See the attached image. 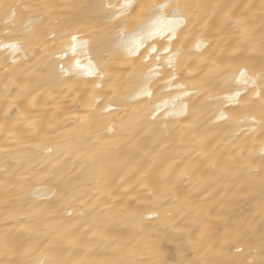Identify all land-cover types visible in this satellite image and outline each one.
I'll list each match as a JSON object with an SVG mask.
<instances>
[{
    "label": "bare ground",
    "instance_id": "6f19581e",
    "mask_svg": "<svg viewBox=\"0 0 264 264\" xmlns=\"http://www.w3.org/2000/svg\"><path fill=\"white\" fill-rule=\"evenodd\" d=\"M262 72L264 0H0V264H261Z\"/></svg>",
    "mask_w": 264,
    "mask_h": 264
},
{
    "label": "snow or ice",
    "instance_id": "6c2138e0",
    "mask_svg": "<svg viewBox=\"0 0 264 264\" xmlns=\"http://www.w3.org/2000/svg\"><path fill=\"white\" fill-rule=\"evenodd\" d=\"M131 7H132L131 3H130V2H127V3H125V4L122 6V11H123V12H127ZM167 7H169L167 4H165V5H155V4H153V5H150V6H149V11H155V10L158 9V8H167ZM171 7H172V12H171L170 14L173 15V16H177V17H179V18L175 21V23H176L177 26H178L179 24H182V23L184 22V18H183L182 14H181V11H180L181 8H182L183 6H182L181 4H179V3H177V4H175V5H172ZM144 30H145V27L142 25V26H141V32H143ZM133 35L135 36V35H137V34H133ZM76 39H77V38H76L75 36L72 37V40H73L74 43H75ZM200 46H201V44H198V45H197L198 48H199ZM138 47H139V43H137V44L134 46V49H132V50H130V51L137 50ZM155 51H156V49H155V48H152V52H155ZM241 75L243 76L244 73L242 72ZM261 77H262V79H264V72L261 73ZM221 118H223V116H221ZM152 241H153V246H154V247H157V248H160L161 250H163V249H162V245H163L165 242L173 243V244L176 243V241H175L174 239H172V240H167V241H166L165 238H163L162 236H159V235L156 236V237H153V238H152ZM169 251H171V249H169ZM164 264H167V261H165ZM173 264H176V262L173 261ZM261 264H264V261H261Z\"/></svg>",
    "mask_w": 264,
    "mask_h": 264
}]
</instances>
